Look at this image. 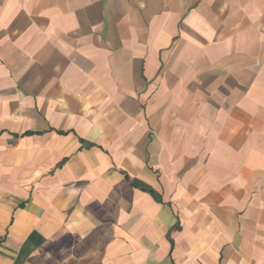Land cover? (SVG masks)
I'll return each instance as SVG.
<instances>
[{"label":"crops","instance_id":"1","mask_svg":"<svg viewBox=\"0 0 264 264\" xmlns=\"http://www.w3.org/2000/svg\"><path fill=\"white\" fill-rule=\"evenodd\" d=\"M0 264H264V0H0Z\"/></svg>","mask_w":264,"mask_h":264},{"label":"trees","instance_id":"2","mask_svg":"<svg viewBox=\"0 0 264 264\" xmlns=\"http://www.w3.org/2000/svg\"><path fill=\"white\" fill-rule=\"evenodd\" d=\"M132 184H133L135 187H138V188H140L141 190H144V191L150 192L151 194L154 195L153 190H152L149 186H147V185H145V184H143V183H141V182H138V181H132ZM155 197H156V196H155Z\"/></svg>","mask_w":264,"mask_h":264}]
</instances>
